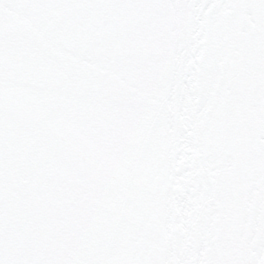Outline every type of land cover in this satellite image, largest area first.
<instances>
[{
  "label": "snow or ice",
  "instance_id": "obj_1",
  "mask_svg": "<svg viewBox=\"0 0 264 264\" xmlns=\"http://www.w3.org/2000/svg\"><path fill=\"white\" fill-rule=\"evenodd\" d=\"M0 264H264V0H0Z\"/></svg>",
  "mask_w": 264,
  "mask_h": 264
}]
</instances>
